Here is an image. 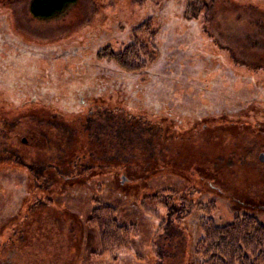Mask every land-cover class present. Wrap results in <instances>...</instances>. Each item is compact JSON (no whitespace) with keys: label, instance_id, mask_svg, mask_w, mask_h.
Returning a JSON list of instances; mask_svg holds the SVG:
<instances>
[{"label":"rangeland","instance_id":"obj_1","mask_svg":"<svg viewBox=\"0 0 264 264\" xmlns=\"http://www.w3.org/2000/svg\"><path fill=\"white\" fill-rule=\"evenodd\" d=\"M32 3L0 0V264H197L204 204L217 222L244 211L264 221V0H78L48 18ZM150 25L147 41L162 32L153 84L93 58ZM223 114L252 123V152L231 157L234 139L201 137ZM234 125L231 137L246 140ZM115 136L186 156L130 148L123 166L100 156ZM83 149L97 166L60 169ZM96 205L115 209L129 249L102 253Z\"/></svg>","mask_w":264,"mask_h":264},{"label":"trees","instance_id":"obj_2","mask_svg":"<svg viewBox=\"0 0 264 264\" xmlns=\"http://www.w3.org/2000/svg\"><path fill=\"white\" fill-rule=\"evenodd\" d=\"M77 1L78 0H33L32 11L36 16L48 18L66 12L67 9ZM151 27L152 26L150 25L146 31H140L138 30V26H136L134 30H131L129 35H125L121 39L112 38V41L105 42V44L103 43L104 45L94 54L93 58L99 61H110L111 64L118 65L123 69L131 71L137 70V75H139V78L137 79L139 83H152V80L155 78V70L152 69L151 65L158 57L159 44L161 41L160 34L162 32L160 28L158 34L155 35L157 40H159V43L154 40L155 36L153 37L151 35L148 36L150 40L148 39L147 41V39L144 38L145 35L143 36L142 34L143 32L149 33ZM152 39L154 41H152ZM150 44L152 45V48ZM78 45H81V43H78ZM72 46L75 47L73 44ZM74 54L81 56L86 55L83 53L82 49H79L78 47ZM58 61L59 65H61L62 62L66 61V58L61 57ZM257 74L260 73L258 72ZM224 118L228 120L226 114H223V122H219V124L212 126V129L208 126V123V125L205 124V127L208 128L205 129L207 131L210 129L213 135H208L207 138L204 136L201 137L203 139L205 138L207 142L208 139L212 141L215 137L221 139L222 142L228 139L229 141L234 139L240 147L237 148L238 152L235 149L232 150L231 153L233 155L231 157H235L236 154L240 155L239 153L243 152L245 148V151L252 152V143L249 140V135H251L252 132V123H248V121H239L238 123L235 121H229L230 123H228ZM232 123L238 126L236 127L234 125L236 129L241 130L242 128L246 130L245 132H242L245 135H248L246 140L239 139L238 137H231L229 126ZM116 124L118 123L116 122ZM213 127H216L217 129ZM203 129L204 127L202 126L201 130ZM217 130L219 132H216ZM15 135L18 138V134ZM114 139L112 140V142H114L113 144L111 139L109 141V143L112 144L111 150L107 148L109 144L103 143L105 147L103 146L104 149H100L102 152L100 156L110 155L112 156V159H124L125 157L123 166L127 167H130L128 160H135L134 156L139 153L149 155V158L154 156L156 158L167 159L169 156H173L174 161H178V159L181 160L186 156L184 154V156H180L182 152L180 153L181 149L177 145L171 147L170 152V150H168L169 146L167 144L166 146L165 144L163 145L161 140H159L158 146L157 143L154 145L152 138H149L146 140L148 141L147 145H142L143 147L141 145L137 146L136 143H132V147L129 146L126 148L127 141L120 139L119 137L117 138L116 136ZM63 142L64 141L61 140L59 141V144L62 147H64ZM248 146H250V148H248ZM130 148L134 149L136 152L133 153L134 156H131V158L128 159V151L131 150ZM85 150L86 149L79 150L78 152H71V156L69 155V152L65 153L61 157V160L65 159V166L60 167V169L65 171H72L75 169L81 170L84 163L88 161L94 162V165L97 166L99 163L98 158H95L94 155H97L98 152L96 153L92 152V150ZM95 150L97 151V147ZM6 152H11V150L6 149ZM39 162L41 163L43 161ZM211 210V201L203 205L202 215L200 217L201 234L194 245L197 264H264V221L260 220L255 214L244 211L237 213L227 222L221 223L216 221ZM89 223H92V225L97 226L99 229L103 254H109L117 248L129 249V228L117 223L115 209L112 206L96 205L89 217Z\"/></svg>","mask_w":264,"mask_h":264},{"label":"water","instance_id":"obj_3","mask_svg":"<svg viewBox=\"0 0 264 264\" xmlns=\"http://www.w3.org/2000/svg\"><path fill=\"white\" fill-rule=\"evenodd\" d=\"M23 141H26V138H23ZM260 159H264V153L260 154Z\"/></svg>","mask_w":264,"mask_h":264},{"label":"flooded vegetation","instance_id":"obj_4","mask_svg":"<svg viewBox=\"0 0 264 264\" xmlns=\"http://www.w3.org/2000/svg\"><path fill=\"white\" fill-rule=\"evenodd\" d=\"M20 93V92H19ZM129 173V172H128Z\"/></svg>","mask_w":264,"mask_h":264}]
</instances>
